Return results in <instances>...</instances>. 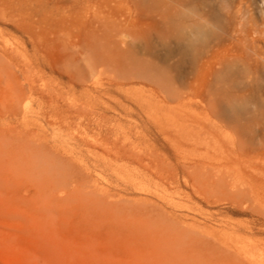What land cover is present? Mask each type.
Returning a JSON list of instances; mask_svg holds the SVG:
<instances>
[{
	"label": "bare ground",
	"instance_id": "1",
	"mask_svg": "<svg viewBox=\"0 0 264 264\" xmlns=\"http://www.w3.org/2000/svg\"><path fill=\"white\" fill-rule=\"evenodd\" d=\"M0 23L25 37L9 41L0 31V126L8 125L6 133L0 127V183L14 176L35 179L32 206L22 212V206L13 205L9 212L22 230L41 234L32 240L42 249L45 264L69 263L45 236L47 213L54 208L47 195L54 184L76 177L77 166L64 153L34 146L37 133L18 125L28 122L25 101L34 97L35 116L50 122L58 115L81 126V101H67L64 90L38 85L56 68L71 70L80 86L89 80L96 84L104 72L115 85H147V108L167 112L175 103V116L192 132L191 141L211 146L218 162L238 164L237 170L257 156V187L264 190V0H0ZM165 55L175 58L166 72L155 62H164ZM98 117L105 129L97 144L126 163L140 164L142 157L128 143L130 135L122 134L119 141L115 129L106 128L116 117L108 118L102 110ZM230 145L235 148L229 150ZM212 182L223 187L221 177ZM98 199L108 211H120L118 203ZM247 243L237 240L227 250L204 251L220 258L213 264H244L252 256L253 244ZM195 253L188 251L187 259Z\"/></svg>",
	"mask_w": 264,
	"mask_h": 264
},
{
	"label": "rangeland",
	"instance_id": "2",
	"mask_svg": "<svg viewBox=\"0 0 264 264\" xmlns=\"http://www.w3.org/2000/svg\"><path fill=\"white\" fill-rule=\"evenodd\" d=\"M0 31L9 41L22 36L9 24L0 23ZM165 56L164 62L155 61L164 72L175 59ZM62 69L46 74L38 85L64 90L67 101H81L85 105L77 119L81 126L58 115L48 119L50 122L35 116L37 101L30 97L25 101L28 122L18 127L37 133L34 146L64 153L77 166L76 177H69L65 185L53 183L56 188L47 195L54 208L47 213L49 231L45 236L69 258L67 264H213L220 258L204 250H227L237 240L253 244L252 256L244 258V264H264V190L257 187L255 170L261 165L257 156L245 160L246 165L240 163L237 173L238 164L218 162L211 146L191 141L192 132L175 116V103L167 112L147 108V85H115L104 72L96 84L89 80L80 86L71 70ZM101 110L108 118L116 117L106 128L115 129L119 141L122 134L130 135L128 143L132 152L142 157L140 164L126 163L97 144L105 129L98 124ZM6 126H0L4 133ZM219 176L222 188L212 186ZM37 188L35 179L28 176L1 180L0 264H45L42 249L32 240L41 234L22 230L9 212L13 205L22 206V212L29 209L30 196ZM99 196L118 203L120 211H108ZM195 249L197 253L187 259L188 251Z\"/></svg>",
	"mask_w": 264,
	"mask_h": 264
}]
</instances>
